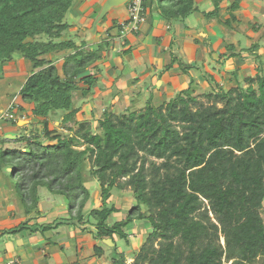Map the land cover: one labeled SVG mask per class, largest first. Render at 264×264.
<instances>
[{"label":"trees","instance_id":"1","mask_svg":"<svg viewBox=\"0 0 264 264\" xmlns=\"http://www.w3.org/2000/svg\"><path fill=\"white\" fill-rule=\"evenodd\" d=\"M79 1L0 0V71L15 54L32 69L18 92L22 105L12 112L41 126L13 140L0 139V174L10 180L26 216L38 209L40 190L67 203L66 217L50 223L28 218L1 229L0 238L80 229L93 241L111 240L110 264H126L116 242L128 246L130 227L142 222L150 232L131 264H264V64L255 54L258 45L243 49L255 55V76L243 79L246 87L224 90L212 74L201 71L196 57L184 64L171 40L164 70L177 65L176 76L188 77L186 87L159 106L152 103V94L138 111L127 108L117 114L107 106L93 129L83 119V107L75 106V95L95 99L96 89H103L96 85L100 54L106 51L110 58L115 47L109 40L90 45L67 37L72 24L66 17ZM222 1L212 0L213 9L201 11L196 0H143L142 15L163 20L174 37L175 26L186 28L194 14L209 23L217 20ZM242 4L233 0L226 10L229 17L217 21L225 38ZM248 25L252 33L261 27ZM218 41L212 44L206 36L193 45L214 52L224 48L227 53L216 60L221 64L242 59L232 44ZM58 54L60 70L48 58ZM191 70L201 72L207 84L206 102L195 95ZM51 116H59V130L50 126ZM85 174L99 184L98 208H86L91 194ZM125 190L134 205L125 219L110 222L120 212L111 197ZM94 252L100 256L102 250L94 246Z\"/></svg>","mask_w":264,"mask_h":264},{"label":"rangeland","instance_id":"2","mask_svg":"<svg viewBox=\"0 0 264 264\" xmlns=\"http://www.w3.org/2000/svg\"><path fill=\"white\" fill-rule=\"evenodd\" d=\"M251 3H255V5H245L243 8H240V12L236 13V18L238 19L236 23L233 24V31L228 34V38L224 37V33L218 30L217 25L214 27H205L203 29V32H206L205 36L209 37L210 43L219 42L218 40H226V43H230L235 47L236 52H240L242 55V59L239 57H236L233 59L231 63L223 62L218 63L216 60L219 58L220 55L223 53H227V51L224 50V48L217 49L215 52L212 51V49L207 48L206 46H194L190 49V44H193L194 40H198L199 42L202 41L203 36H198L196 38H174L173 41L176 43V50L174 49L175 53H178L180 55V59L184 64H188V62H191L194 57H196V61L201 66V71L203 73L212 74L216 80L219 81L221 84V87L226 90L230 87L235 86L236 84H239L242 87H246V84L243 82L244 78L247 77H254L255 76V69L254 64L256 63V59L254 58L255 55H247L243 52V49L249 48L252 44L258 45V51H256V55L260 56V59L262 63L264 64V0H248ZM253 1V2H252ZM105 0H80L77 6L73 9V13L69 12V16L66 17L67 21L72 24L70 29L68 30L67 37L68 38H81V36H84L83 38H86L87 43H102L106 40H109L112 42L113 46L115 47V50L111 53V57L108 58L106 56V51L101 52V61H99L98 68L99 73L96 74L97 76V84L96 85H105V82L111 83L112 80L114 81L117 78L124 79L125 76L121 73L122 71L126 70L125 66L123 65V62L127 61V65L129 68L134 70L138 76L136 78V81H140V85H137L138 87L135 88L136 91L132 94L135 100L131 98L129 94H124L121 96L118 101H112L114 102L110 107V109L117 114L124 113L125 112V104H127V108L130 109V111H138L142 109V107L145 106V103L147 99H149L152 90L149 92V90H142L140 93V97L136 98L137 92L142 89L146 85L148 87V83L151 85V88L159 89L162 85L167 84L168 79L171 77L172 73H166L168 71L164 70V67L167 63H159V57L157 56L158 50L156 43H152L150 46V49L147 50L146 56L144 54L139 57V55H132L131 53L137 52L139 49H132L128 54H125V48L127 45H125V41L130 40L131 38H112L111 33H114L112 30L113 28H109L110 26V18L111 14H107L105 22H101L97 24L98 33H91V24L97 17V14L95 13V16L91 18H88L86 20H79L81 16L79 14H76V11L78 10V13L85 12L87 9H89L91 6H95L96 9L99 10L100 5H103ZM127 3L119 7H114L113 9L116 10L120 8V11L123 12L125 9ZM112 9V10H113ZM99 13V12H98ZM221 16L223 18L227 17L228 13L224 12L222 10L220 12ZM227 14V15H226ZM110 16V17H109ZM123 16V15H122ZM93 20V21H92ZM190 20V19H189ZM188 20V22H190ZM255 20L258 22V24L261 25L260 31L257 33H252L250 29V25L255 22ZM84 26V27H82ZM82 28H85L84 34H80V31ZM103 28L107 29L106 31H103ZM111 30V31H110ZM218 30V31H216ZM97 31V29H96ZM110 31V32H109ZM99 35V36H97ZM129 35V34H128ZM127 35V36H128ZM65 36V35H64ZM112 39V40H111ZM141 40L138 43V45L141 46H147L149 45L148 40L145 38H140ZM167 39V38H166ZM164 40V46L168 44L167 40ZM172 39V38H171ZM75 40V39H74ZM77 41V39H76ZM80 42V41H78ZM135 48V47H134ZM149 48V47H148ZM110 49V47H109ZM133 56V57H132ZM150 56L156 57V62L154 65V70L159 69L157 72L148 75L150 69V62L149 59ZM61 55H50L48 56L49 59L55 60L57 63V66L59 68L60 66V58ZM23 58L20 54H15L14 61L16 62L18 59ZM107 59V61H106ZM122 60V62H121ZM13 61V63H15ZM26 62V61H25ZM108 63V65H106ZM169 63V60H168ZM10 63L4 64L6 68H9ZM26 65L28 68H23L22 72L25 73V76L23 79H26L28 75L31 73V69L29 68L28 62H26ZM3 66V69L4 67ZM174 70H176L177 65H174ZM143 68H146V72L143 74L139 73V70ZM9 70V69H8ZM6 73H10V71ZM21 73V71L19 70ZM234 72L236 74H234ZM161 73V76L158 77ZM190 73L194 76L196 82H197V88L195 91V95L199 98L201 102H206V99L203 97V93L208 91L207 84L204 82L202 78L201 72L191 70ZM132 75V74H131ZM130 75V76H131ZM184 75H181L179 79L181 82H184L185 85L188 83V77L183 79ZM21 78L17 77L16 79V86L21 83ZM133 78V75L132 77ZM160 78L161 81H158L160 83H156V79ZM134 79V78H133ZM132 79V80H133ZM174 79V76L171 78ZM131 80V79H130ZM186 80V81H185ZM104 82V83H103ZM148 82V83H147ZM132 82L129 81V84ZM155 83V84H154ZM154 84V85H153ZM107 85V84H106ZM133 89V90H135ZM166 95V94H165ZM165 95L163 94L161 98H157L155 102L152 101V103L155 106L161 105L160 103L165 102L167 99H165ZM75 98V106H82L85 108L86 112H84V120L90 122L93 129L96 128V122L101 117V114L103 110L106 108L105 104L103 102L99 105H97L96 100L91 103L89 100H80V93H76ZM157 96L159 94L157 93ZM167 97H172V93L168 92ZM104 102H106L104 98ZM3 105H6V102L2 103ZM89 105L90 108H92L94 114H90L87 109L86 105ZM88 106V107H89ZM4 107V106H2ZM22 120V118H19ZM6 121V120H4ZM18 121V120H17ZM33 123H27L26 127L22 129V127L13 126V125H3L0 129V139L4 138V133L10 134V136L14 135H20L22 133H29L30 130L36 129L41 130V126L38 124V120L32 119ZM59 122V116L56 117H50L49 118V124L51 127L59 130L58 126ZM4 131V133H2ZM6 131V132H5ZM8 131V132H7ZM10 131V132H9ZM1 133L3 136H1ZM7 139V138H5ZM8 145H6L7 147ZM21 144L15 145V147H20ZM87 183L85 186L89 189L91 194V199L89 203L87 204V210L91 208H98L99 206V184L95 179H91L88 177L87 174H85ZM112 203L120 208V212L113 216L110 219V222H115L119 220L125 219L126 215L134 205V200L132 198V195L129 190L125 191H119L114 192L111 197ZM262 211L261 216L264 221V201L262 203ZM67 203L66 200L63 197H56L52 196L45 190H40V201L38 205V209L34 210L30 215L26 216L24 213V209L22 204L20 203V200L18 198V195L16 191L13 188V185L10 183V180L5 174H0V230L3 228H9L13 226L14 224L23 221L28 218H32L33 221H35L36 218H38L40 221L45 223H50L54 221L57 218L60 217H66L67 216ZM87 211L85 213V216H87ZM11 214H14L12 217ZM44 215V216H42ZM210 217L212 215L210 214ZM55 218V219H54ZM43 219V220H42ZM214 222V220L212 219ZM150 232V228L148 224H144L142 222H135L129 229L128 234V246H125L123 241L117 240L116 244L119 247L118 251L123 252L126 264L132 263V257L138 252L141 244L144 242L147 234ZM52 235L51 242L55 244L45 245L49 246V250H45L47 255L49 257L54 256V254H57L58 256H55L54 258H50L48 261V264H70L75 261L79 262V264H110V254H111V248L113 246H108L104 242L101 241H93L92 237L84 231H81L80 229H76L74 231H71L66 228H62L58 230L57 232ZM29 235L28 233H26ZM20 236V235H19ZM16 236V237H19ZM40 236V235H38ZM15 237V238H16ZM219 243L223 244V238L219 237ZM64 246V247H63ZM94 246H97L102 250V253L100 256H96L94 252ZM44 247H41L39 250H42ZM20 248V251L18 252L19 255L22 252ZM61 253V255H60ZM43 254L41 252L38 254L40 256ZM56 260V261H55ZM39 264H42V260H37ZM57 262V263H56ZM44 263V261H43Z\"/></svg>","mask_w":264,"mask_h":264},{"label":"crops","instance_id":"3","mask_svg":"<svg viewBox=\"0 0 264 264\" xmlns=\"http://www.w3.org/2000/svg\"><path fill=\"white\" fill-rule=\"evenodd\" d=\"M232 1L233 0H223L219 4L220 9L218 12V18H217V20H214L213 22H210V23L207 22L201 14L197 13V14H194L190 18V20H189L190 22H187L186 28H182L180 25H176L174 28V37L168 32V29H167L168 27L163 20H154L148 14L145 15V22L140 26V29L136 34H129L128 36L126 35V36L122 37L120 34V28L119 27H120V23L127 20V18H128V4H129V2H127V5H126L125 9L123 10V12L120 11V8H121V6H120V8H118L116 10L113 9L108 13V14H111V18H110L111 24H110L109 28H113L112 30L114 31V33H111L112 38H131L130 40L125 41L126 43H124V44L127 45L125 50L128 48H130V50L136 49V48L139 49L137 52L131 53L134 56L139 55V57H141L142 54H144L146 56L147 50L150 49V46L152 45V43H156V45H158L157 49H159V46H160V50H158V53H157V56L159 57V63L161 64V63L165 62V63H167L165 66H167L170 64V51H169L168 47H169L171 40L173 41V38H177V39L178 38H196L197 35L204 37L206 35L205 34L206 32H203V29L206 26L209 28L214 27L217 25L218 20H226L229 17L226 14L227 17L223 18V16H221L220 12L222 10H224V12L226 13L227 8L231 4ZM196 2H197L199 9L201 11H210L213 9L212 0H196ZM252 4L255 5L254 2L251 3L248 0H243V4L241 5V8H243V6L246 7L245 5L250 6ZM95 6L96 5L91 6L85 12H81V13H78L77 9L74 11H76V14H79L81 16V18L79 20H83V19L86 20V19L91 18V17L93 18V16H95V13L98 14V12L100 11V9L102 7V5H100L99 10H98L95 8ZM240 10L241 9H239L236 13L240 12ZM113 22L117 23V27L113 26ZM255 22H257V21L255 20ZM91 26H92V24H91ZM82 27H84V26H82ZM96 29H97L96 33H98L99 32L98 28L96 27ZM104 30L106 31L107 29L103 28V31ZM218 30H216V31H218ZM80 34H84V31L81 30L79 35ZM195 34H197V35H195ZM97 36H99V35H97ZM83 37L84 36H81V38H74L75 39L74 41L76 43H79L78 41H83V40L86 41L87 39L83 38ZM140 38H145L146 40H148V43H149L148 47L149 48L147 46L138 45V43L140 42L138 40H141ZM76 39H77V41H76ZM155 39H157L158 41H155ZM165 39L168 41L167 46L166 45L164 46V40ZM91 44L92 43H90V45ZM93 44H95V43H93ZM189 46L191 49V47H193V44H190ZM176 48H177V46H176ZM176 48H175V50H176ZM149 59L151 60V62H150V65H151L150 69L151 70L149 71L148 75L153 74L159 70V69L154 70V68H153L155 65V62H156V57L150 56ZM168 60H169V63H168ZM25 61L28 62L27 60L20 58L16 62L14 61L15 63L11 62L9 64V68H6V66L4 65L5 66L4 69L2 71H0V129H1V127H3V125H5V127H6V125L10 124V121H4L1 119L2 114L4 112H6V110L11 109L12 107H16L17 105H22L20 97L18 95V92L26 80V79H23V77L25 76V73L22 72L24 67L28 68ZM106 61H107V59H106ZM127 61L128 60L123 62V65L125 66L126 70L121 72L123 74V76H125L124 79L117 78L114 81L112 80L111 83L105 82L107 85L106 84L103 86L97 85L98 87L103 88L101 91H99V89L98 90L96 89L97 94H96L94 100H96L97 105H99L103 102V104L106 103L105 107L111 106L114 103L112 101H115V102L118 101V99H120L121 96H123V98H124V94H126V95L129 94L131 96V98L133 100H135L133 98L134 96L132 94L134 93V91H136L135 88L138 87L137 85H140L139 84L140 81H136V78H138V76H136L137 73L128 67ZM59 62H60L59 68L57 66V63H56V67L60 70L61 65H62V60L60 59ZM121 62H122V60H121ZM188 63H190V62H188ZM28 64H29V68L31 69V65L29 62H28ZM106 65H108V63ZM174 68L175 67H173L172 70L166 72V73H169V72L172 73L171 77L168 79L167 84L162 85L161 87H159V89H154V88H151V85L147 82L148 87H146V85L144 87H142L140 92L139 91L137 92L136 98L140 97V93L143 89L149 90V92L152 90V93H151L152 94V101L155 102V100L158 97L161 98L163 94L168 95V92H171L172 96H173L176 92L185 88L187 84L185 85L184 82H181V80L179 79V77L181 75L176 76V72H174ZM7 70H8V72L10 71V73H6ZM19 70L21 71V73L19 72ZM146 71H147L146 68H143V69L139 70V73L143 74ZM131 74L133 75L134 79L131 78L132 77ZM20 76H22V78H21L22 81L20 84H18V86H16V84H17L16 79H17V77H20ZM173 76H174V79H171ZM185 78L186 77H184L183 79H185ZM129 81H131L132 83L129 84ZM159 81H161V79ZM157 82H158V80L156 79V83ZM158 83H160V82H158ZM133 89H135V90H133ZM157 93L159 94V96H157ZM166 95H165V99L170 98V97H167ZM104 98H105L106 102H104ZM93 101H91V103H93ZM4 102H6V105L2 104ZM160 104H162V103H160ZM2 106H4V107H2ZM88 106L89 105L87 104L86 105L87 111L90 114H94L92 108H90V106L89 107ZM125 109H127V104H125ZM83 112H86L84 107H83ZM27 123H28L27 120L19 119L16 123L17 124L16 126H18V127L26 126ZM2 133H4V131H2ZM2 133H1V136H3ZM4 135H5L4 138L9 139L8 136H10L11 133L10 134L4 133ZM16 136L17 135H14V137H16ZM10 140H12V139H10ZM11 216L13 217L14 214H11ZM42 216H44V215H42ZM53 234L54 233H52V232H47L43 235V237H41V236H38L39 234L27 235L26 233H22V234H20V236L17 235L19 237L12 236V235H6V236L1 237L0 238V264H8L9 262H14L13 264H39L37 260H42V264H48V261L50 258L55 259V256H58L57 254H54V256L49 257L47 255V253L45 252V250H49L50 247L44 246V244H43L45 242L44 239L51 240L50 238L52 237ZM41 247H44V248L42 250H39ZM20 248H22L21 249L22 252L19 255L18 252L20 251ZM41 252H43V254L38 256V254H40ZM60 255H61V253H60ZM43 261H44V263H43Z\"/></svg>","mask_w":264,"mask_h":264},{"label":"built area","instance_id":"4","mask_svg":"<svg viewBox=\"0 0 264 264\" xmlns=\"http://www.w3.org/2000/svg\"><path fill=\"white\" fill-rule=\"evenodd\" d=\"M142 2L143 0H130L128 4V18L127 20L120 23V34L126 36L128 34H136L140 26L145 22V16L142 15ZM19 116L13 114L12 108L6 110L1 116L2 120L6 121H17ZM9 262L8 264H13Z\"/></svg>","mask_w":264,"mask_h":264},{"label":"water","instance_id":"5","mask_svg":"<svg viewBox=\"0 0 264 264\" xmlns=\"http://www.w3.org/2000/svg\"><path fill=\"white\" fill-rule=\"evenodd\" d=\"M130 0H105L104 4L102 5L97 17L92 23L91 33L94 34L96 32L97 24L104 19V17L114 8L124 5L125 3L129 2ZM9 139H15L14 136H8ZM104 243L108 246H113L111 240H104ZM224 245V240L223 244Z\"/></svg>","mask_w":264,"mask_h":264}]
</instances>
